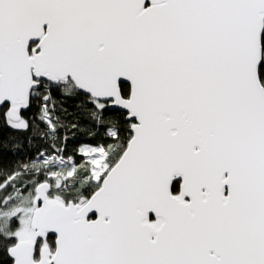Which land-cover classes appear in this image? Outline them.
<instances>
[{"label": "snow or ice", "instance_id": "obj_1", "mask_svg": "<svg viewBox=\"0 0 264 264\" xmlns=\"http://www.w3.org/2000/svg\"><path fill=\"white\" fill-rule=\"evenodd\" d=\"M3 127L0 264H264V0H0Z\"/></svg>", "mask_w": 264, "mask_h": 264}, {"label": "trees", "instance_id": "obj_2", "mask_svg": "<svg viewBox=\"0 0 264 264\" xmlns=\"http://www.w3.org/2000/svg\"><path fill=\"white\" fill-rule=\"evenodd\" d=\"M19 135L18 133L12 132L11 129L3 127L0 128V148L3 151H0V168L6 169L13 166L21 159L27 158V153L15 154L14 150L9 151L8 149L12 147L11 137ZM70 135V133H69ZM7 141L5 144L4 142ZM74 145L69 142V149H71Z\"/></svg>", "mask_w": 264, "mask_h": 264}]
</instances>
